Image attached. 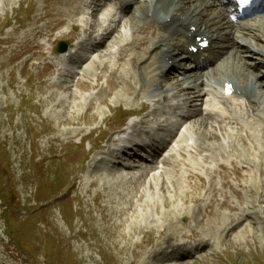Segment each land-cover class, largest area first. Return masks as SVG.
Segmentation results:
<instances>
[{
	"label": "rangeland",
	"instance_id": "1",
	"mask_svg": "<svg viewBox=\"0 0 264 264\" xmlns=\"http://www.w3.org/2000/svg\"><path fill=\"white\" fill-rule=\"evenodd\" d=\"M84 4L0 0V264H264V175L249 166L244 179L237 180L230 160L237 166L248 160L240 154L236 124L217 121L207 130L189 122L161 169L141 180L142 168L123 175L94 162L123 129L122 108L141 113L143 102H152L147 114L157 109L163 119L172 100L159 96L155 103L147 97L151 91L143 96L145 80L131 61L135 53L120 54L133 39L138 6L77 79L49 66L61 64L50 56L57 43L77 39L73 28L90 17ZM119 62L126 68L119 70ZM247 64L252 66L250 60ZM126 82L133 87L118 84ZM195 103L202 107L201 100ZM207 135L215 137L208 143L224 152L220 160L226 168L214 164L211 177L203 166L200 179L189 178L190 160L179 150L186 148L187 137L206 141ZM223 173L239 196L224 187ZM212 186L218 191L215 201ZM225 202L233 207H221ZM209 205L211 214L206 213ZM185 215L190 220H183ZM186 223L189 228L180 230ZM191 230L209 243L203 253L173 261L159 255L187 239Z\"/></svg>",
	"mask_w": 264,
	"mask_h": 264
},
{
	"label": "bare ground",
	"instance_id": "2",
	"mask_svg": "<svg viewBox=\"0 0 264 264\" xmlns=\"http://www.w3.org/2000/svg\"><path fill=\"white\" fill-rule=\"evenodd\" d=\"M65 1L73 7L78 0ZM143 1L116 0L118 5L127 9V16L136 6L141 12L137 11L136 15H139L136 17L137 19L135 18L136 21L132 19L134 23L136 22V29L131 28L133 39L131 43L121 49L123 51H120V54L123 52V56H126L130 51L135 53L131 61L134 67L140 70L143 80H145V87L144 85L141 87L143 96L150 91L156 94L157 90L169 93V87L180 88L183 82H189L188 86L180 88V92H192L195 95L194 99L203 96L208 98L204 103V108L189 110L185 122H192L194 126L204 129L211 127L217 121L225 123L226 120H229L227 125L235 123L238 132L242 135L240 141L243 150L240 151V154L248 160L240 166L230 160L234 166L233 170L237 175V180L242 181L244 179L243 171L250 167L259 170L264 175V18L255 20L253 23L232 24L227 10L223 7L224 0L208 2L207 0H145V4ZM216 8H219L220 11L217 12ZM58 22L60 25L64 23V20L59 18ZM197 37H205L211 42L209 49L202 51L201 56L193 55L187 48V46H196ZM79 50L73 47L63 58L78 54ZM176 50L184 55H179ZM202 56L204 60H201ZM192 59L193 61H191ZM248 60L252 62L251 67H248ZM117 65L119 70L126 68L120 62ZM199 65H205L206 68L198 75L192 69L199 68ZM169 69L180 71V74L173 79L175 80L173 84H169V81L163 79ZM113 75L117 77L118 72H113ZM112 82L113 78L110 79V85L113 87ZM227 83L232 84L235 89L234 94L230 97L234 99L233 103L236 106L244 105L243 108L246 109L241 107V111L232 112L226 109L216 97L212 99L211 95L214 91L219 90V87L224 88ZM118 84L123 89L133 87L128 82ZM194 102L195 100H192L187 104L192 108L195 107ZM222 133H224V129H222ZM224 134L223 136H225ZM204 138L206 141L197 137L198 141L195 140L190 147L193 151L186 148L180 150L181 156L190 160L191 163L189 178L194 179L200 176L199 172L203 171L201 169L203 166L208 167L207 171L211 177L215 173L214 164L222 170L226 168L225 162L220 160L224 152L215 150L213 144L208 143L210 142L208 140L215 139V137L207 135ZM219 147L222 148L220 145ZM204 152L208 154L204 155ZM153 170L154 166L145 167L142 170L141 178H146ZM222 176L225 179L224 187L239 196L238 192L226 180L227 173H223ZM210 191L212 200L215 201L217 188L212 186ZM249 191L263 197L258 188L256 190L250 188ZM221 207L232 208L226 202L222 203ZM206 213H212L211 205L207 207ZM241 213L243 212L241 211ZM183 220L188 221L190 217L185 215ZM180 227V230H184L189 228V225L181 224ZM191 231L188 238L200 239V244L209 245L205 239H201L200 233ZM163 252L164 250L159 255Z\"/></svg>",
	"mask_w": 264,
	"mask_h": 264
},
{
	"label": "water",
	"instance_id": "3",
	"mask_svg": "<svg viewBox=\"0 0 264 264\" xmlns=\"http://www.w3.org/2000/svg\"><path fill=\"white\" fill-rule=\"evenodd\" d=\"M66 47H64V50H65Z\"/></svg>",
	"mask_w": 264,
	"mask_h": 264
}]
</instances>
